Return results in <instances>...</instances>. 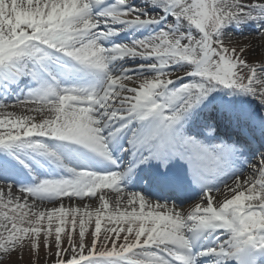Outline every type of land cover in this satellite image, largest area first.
Instances as JSON below:
<instances>
[{"label": "snow or ice", "instance_id": "obj_1", "mask_svg": "<svg viewBox=\"0 0 264 264\" xmlns=\"http://www.w3.org/2000/svg\"><path fill=\"white\" fill-rule=\"evenodd\" d=\"M249 24L264 41V0H0V264H264V151L236 163L264 116L222 99L248 137L191 127L213 93L264 106ZM177 162L196 198L128 187H181Z\"/></svg>", "mask_w": 264, "mask_h": 264}, {"label": "bare ground", "instance_id": "obj_2", "mask_svg": "<svg viewBox=\"0 0 264 264\" xmlns=\"http://www.w3.org/2000/svg\"><path fill=\"white\" fill-rule=\"evenodd\" d=\"M137 2H140V0H136ZM252 27V30H250L249 28ZM257 27L253 24H249V25H245L242 28H235L233 31L230 30V32H233L232 34L234 35L233 37V42H240L242 43V45L244 46V44H247L249 41H251V35L256 34L257 31ZM251 34V35H248ZM256 36V35H255ZM255 43V40H253V44ZM256 50L255 52H257V54L259 56L264 55V49L263 50H258V49H254ZM258 50V51H257ZM238 98H244L243 100L239 101L237 100L235 97L232 96H223V94H216L213 93L206 101H211L214 100L216 102L221 101L222 99H227V100H231L235 102H239L237 105L240 106H245V104L243 103L244 101H247V106L248 109L247 111H249V113L253 114L254 116L258 115V116H264V112L261 109H264V106L260 105L257 101L253 100L251 97L249 96H239ZM213 107V106H212ZM215 107V105H214ZM213 107V109H214ZM9 111H17L20 113H24L25 112V107L22 105H14V106H10ZM214 111V110H213ZM205 113L207 116L210 117H215V113H219L217 111H214V113L212 112V108L209 109H205ZM26 114H34V113H26ZM220 114V113H219ZM218 114V115H219ZM37 118L39 119V115H37ZM230 122V123H228ZM215 125L218 126L217 128H220L221 131H224L225 126L230 128L231 131V136H234L235 132H236V128L240 127L242 129H244L246 131V133H248V130L246 128H244L243 126H238L235 122L229 120L228 118H226L224 115L220 114L218 117V122H215ZM237 134V133H236ZM251 135L255 136V139L252 141H256V146L257 147H263L264 150V139L261 138V134H260V130L259 127L257 126L255 128V130L251 133ZM14 179H16L17 181L18 178L14 177ZM231 185V183H229ZM14 195L16 196H20L21 193H19L18 189H14L13 190ZM218 198L222 199L223 197H219V194H217ZM29 202L31 203V200H29ZM65 203L67 204L68 201L65 200ZM78 204H83V203H90L93 207L97 206V202L96 200H85V201H77ZM51 206V205H50ZM187 210H190L188 207H184ZM4 254L0 253V257H3ZM14 259L17 260V264H23L25 261H29L28 264H31V260L33 259V257H30L29 254L27 252L24 253L23 259H20L17 256H13ZM50 264V261L47 260V257L44 255L43 251H41V255H40V264Z\"/></svg>", "mask_w": 264, "mask_h": 264}, {"label": "rangeland", "instance_id": "obj_3", "mask_svg": "<svg viewBox=\"0 0 264 264\" xmlns=\"http://www.w3.org/2000/svg\"><path fill=\"white\" fill-rule=\"evenodd\" d=\"M235 28H233V29H229V31L231 30V31H233ZM240 29V28H239ZM250 30L252 29V28H249ZM231 33H233V32H231ZM248 35H251V34H249L248 33ZM256 34H254V35H251V36H255ZM253 40H255V43L253 44ZM240 43V42H239ZM240 44H242V43H240ZM248 45H251V53H250V58L251 57H257V58H259L260 56L257 54V52H255L256 50H254V49H258V50H263L264 49V41H262L261 40V37L259 36V35H256L255 36V39H252L251 38V41H249L247 44H244V46H248ZM257 50V51H258ZM256 62L257 63H259V59H257L256 60ZM249 174V169L244 173V177H246L247 175ZM244 177H242V179L244 178ZM50 206V205H49ZM15 256V255H14ZM29 263V261H25L23 264H28Z\"/></svg>", "mask_w": 264, "mask_h": 264}]
</instances>
